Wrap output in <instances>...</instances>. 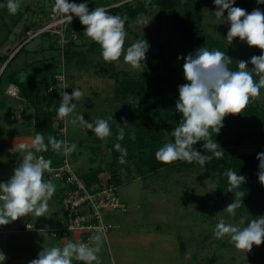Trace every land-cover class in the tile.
Here are the masks:
<instances>
[{"label":"rangeland","instance_id":"374dc122","mask_svg":"<svg viewBox=\"0 0 264 264\" xmlns=\"http://www.w3.org/2000/svg\"><path fill=\"white\" fill-rule=\"evenodd\" d=\"M52 1L20 0L21 6L15 15H10L6 7H0V59L6 58L0 64V72L4 64L22 46L21 51L5 68L0 78V88H3L6 84L5 77L12 72H16L20 78H29L30 74L33 75L36 86L42 91L43 86L47 85L49 75L61 72L59 49L55 42L56 35L43 33L31 40L21 41L26 37L24 35L26 31H34L47 22V12L53 7ZM81 1L86 2L89 0ZM126 1L132 2L133 0ZM254 1L255 6H244L239 1H235L233 6L245 9L247 13L257 8L264 12V4H258L257 0ZM6 2L7 0H0V5H5ZM197 3L202 15V31L223 42L234 62L249 61L251 57L261 54L259 49L249 48L246 43L239 41L238 38L234 39L231 45H228L224 39L229 30V25L216 20L212 15L216 10L214 0H197ZM144 7L148 13L143 16L150 23L144 27V25L136 22L137 19H132L129 21L130 30L160 43L164 48L167 60L172 65H182L184 63L183 57L190 53L187 51L186 42L172 26L180 11L177 10L179 12L167 14L155 7L147 5ZM226 16L227 11H225ZM70 32L73 31L65 33L66 37ZM83 32L79 39H76V50L84 55L91 41ZM125 42H132V38L128 34ZM50 46L52 48L49 49ZM124 48L127 49V47ZM153 55L154 50L149 48L143 62L145 68L152 67ZM178 57H181V59H178ZM78 65V68L66 66L63 70V91L71 95L72 90L78 89L83 93V96L77 102L75 114H82L88 122L96 119H106L112 112L123 108L110 98L115 83L107 74L109 68L117 74L124 73L127 77L139 81L143 80L142 74L143 69H145L143 67L140 69L131 68L124 62L123 56L117 62L106 63L101 55L96 53L85 54ZM99 67H101L100 70ZM249 68H251L250 64ZM182 84L177 83L176 87L179 88ZM8 85L0 95V100L5 104V107L0 109V183L7 182L12 176L14 168L21 162L23 153L12 151V149H16L20 143L29 146L31 144L26 139L30 137L31 133L32 110L27 108L23 102L12 99L5 94ZM256 99L264 107V93L261 92ZM72 103H76V101H72ZM67 119H71V117ZM59 120L55 119L52 124L53 128L55 129L60 123L64 125L66 128L65 141L69 145L73 143L77 145L76 151L67 158L80 179L82 175L87 173L88 169L96 168L100 169L99 177L97 176L98 184L109 181L114 173L121 177V181L117 186V193L120 200L125 204L127 213L119 214L118 211H114L117 213L109 211L103 216L104 222L109 220L114 223L113 220L116 217H127L129 213H137V215H140V219L138 222H134L133 227L128 230L168 231L178 235L179 239L181 238L184 241L188 239L189 235L191 239H195L193 233L195 232L194 246L198 258L208 257L213 252L218 261L217 264H264V246H253L250 252L244 254L235 249L234 245L229 242L228 237L220 240L214 238V228L220 219H224L226 223L238 224L243 215H238V218L235 219L224 211L227 205L232 202L231 199L222 198L215 204L213 183L209 178L208 171L188 166L181 168L179 172L167 168L163 171L160 169L156 174H151L145 180H138L135 175L130 176L133 181L128 180L123 170L111 168L108 164L109 150L101 146L95 152L92 151L91 147L94 148L95 145L89 141L91 140L87 134L89 129L80 123L73 125L71 123L66 124L65 119ZM15 135L20 136L24 141L21 142L20 138H15ZM256 149L264 150V140L256 145L239 147L236 152L250 153ZM61 156L62 154H58L56 157L58 161ZM51 166H54V163ZM53 184L56 186V191L49 200V211L45 217L38 218L30 214L6 226H0V251L6 256L3 264H29L31 260L37 258L38 253L43 248L56 246L46 232L47 229L55 226V213L59 209V184L56 182H53ZM179 207L185 212L188 211V216L192 219L187 221L188 218H182ZM169 210L172 214L179 213V215L173 218L174 216H171ZM25 224L32 225L38 231L30 233L22 231ZM113 228L116 231L124 229L122 226ZM65 238L69 239L70 235ZM106 262L107 257L104 264H107ZM209 263V259L205 263L196 262V264ZM99 264H102L101 261Z\"/></svg>","mask_w":264,"mask_h":264},{"label":"clouds","instance_id":"9594fccd","mask_svg":"<svg viewBox=\"0 0 264 264\" xmlns=\"http://www.w3.org/2000/svg\"><path fill=\"white\" fill-rule=\"evenodd\" d=\"M257 3L264 4V0H257ZM234 4L235 0H214L216 10L212 15L216 20L229 25L224 40L231 45L238 38L249 48L259 49L261 54L251 57L249 61L235 62V69L230 68L233 61L224 51L209 50L204 46L183 57L182 70L186 82L179 86L175 103V111L180 119L173 131L167 134L173 140L165 143L155 153V159L161 164L184 161L189 164L196 162L205 167L213 158H222L225 152L212 139V134L217 135L226 117L240 115L250 102L260 96L261 89H264V12L257 8L247 13L245 9L234 7ZM20 6V0H7L5 5H0L6 7L10 15H15ZM52 12L62 17L61 22L71 23L73 16L78 17L84 27V35L99 46L101 58L106 63L117 62L123 56L124 62L131 68H145L143 62L150 47L145 39L137 40L127 49L124 48L127 16L110 15L104 7H95L89 12L87 2L76 4L69 3L68 0H54ZM136 22L144 27L150 23L143 15H139ZM60 95L57 114L58 118L65 119L66 124L80 123L100 140H106L113 134L108 122L113 117L88 122L82 114H75L77 102L83 96L80 90H72L71 95L62 91ZM132 102L134 98L129 97L128 103ZM69 117L71 119H67ZM123 126H127V123ZM124 136V127H119L114 149L120 153V164L126 163L127 149L122 148L119 143ZM198 142H202V148L207 154L194 149ZM49 147L52 151L69 157L76 151L77 145H69L53 136H49L46 143L44 135L37 133L30 146L20 143L16 149H12L23 155L10 179L0 183V226H6L30 214L39 218L48 213L49 200L54 195L56 186L51 180H45L44 174L52 171V161L38 154L48 151ZM256 159L259 162L258 182L264 187V153L257 154ZM224 175L228 180L227 192L233 193V200L224 211L235 216L246 195L241 187L246 183V177L238 175L232 169L226 170ZM244 223L243 219L238 224L226 223L224 219H220L214 228V238L220 240L228 237L236 250L244 254L250 252L253 246L259 247L264 243V216L252 218L246 226L241 227ZM103 239V233H98L90 238L93 242L91 245L69 240L62 247H45L29 264H73L74 261L80 264H99ZM5 260V254L0 251V264Z\"/></svg>","mask_w":264,"mask_h":264},{"label":"trees","instance_id":"16d2710c","mask_svg":"<svg viewBox=\"0 0 264 264\" xmlns=\"http://www.w3.org/2000/svg\"><path fill=\"white\" fill-rule=\"evenodd\" d=\"M235 1H239L244 6L256 5L254 0ZM86 2L89 10L95 7H104L108 9L110 15L128 17L125 22V31L131 36L132 42H125L124 47L131 46L137 40L145 39L150 45L149 48L154 50L153 65L143 69L142 81L127 77L124 73L117 74L111 68L108 69L107 74L115 83L110 98L123 108L112 112L106 118L113 117V119L108 120L113 134L106 140H100L90 130L87 131L91 139L89 140L90 143L95 145L94 148L91 147L92 151L95 152L96 149L104 146L109 150L108 164L110 167L123 170V173L128 178L135 175L147 179V177H150L151 174H156L160 169L167 168H172L175 172H179L181 168H186L187 166L206 170L209 172V178L213 183L215 204L222 198L233 200V193L227 192L228 180L224 175L226 170L232 169L237 171L238 175L246 177V183L241 186L246 195L242 200V206L236 210V215L233 218L237 219L238 215H243L242 219L245 222L242 225L243 227L252 218L264 216V187L258 182L257 171L259 162L256 159L257 154L264 153V150L256 149L250 153L236 152L239 147L256 145L264 140V107L259 104L257 99L250 102L240 115L226 117L220 132L217 135L212 134V139L225 152L222 158H213L205 167H201L196 162L189 164L184 161H176L172 164L164 165L155 159L156 151L165 143L173 140L167 134L173 131L180 119V115L175 111V103L178 99L176 84H184L186 82L183 78V64L172 65L165 56L163 46L151 38L131 31L129 21L137 19L139 15L147 14L145 5L158 8L167 14L180 11L179 15L177 14L175 17L172 26L186 42L188 53H194L195 50L204 46L209 50L224 51L231 57L223 42L202 31V15L197 0H133L132 2L126 0H89ZM68 31L75 33V40H71L63 46V70H65L66 66L78 68V64L81 63L85 54H100V48L94 42L89 43L87 52L84 55L76 50V39H79L84 31V27L78 18L68 24L66 32ZM48 48L50 49L52 46ZM21 49L22 46L4 64L0 72V78L5 68L9 66ZM5 59L1 58L0 64ZM231 59L233 64L230 65V68L235 69L236 64L232 57ZM100 69L101 67H99ZM55 74L49 75L47 85L43 86L42 91L36 86L33 75L30 74L29 78H20L16 72L8 74L5 77L6 84L3 88H0V95H2L6 85L12 84L16 87L17 100L23 102L27 108L32 110L30 133L32 139L35 134L42 133L46 143L49 136L61 140V137L57 134V128H61V123L55 129L52 125L55 119L58 118L57 110L61 100L59 96L61 91L55 88L49 93L46 92V89L54 84L53 76ZM261 92L264 93V89H261ZM129 97H133L134 102L129 104ZM4 107V102L0 100V109ZM125 122L127 126H123ZM119 127H124L125 129L124 139L119 141L121 147L127 149L125 164L118 162L120 153L114 149V145L117 143L116 133ZM194 149L200 151L201 154H207L202 148V142L194 145ZM38 155L43 156L46 160L50 159L52 164L58 163L56 158L58 153L52 151L50 147L48 151ZM99 173V168L88 169L87 173L82 175L81 180L86 187L97 185ZM108 182L117 188L120 176L114 173ZM60 213L61 209L59 206L55 213L56 223ZM260 246H264V243ZM209 260L213 264L216 258L211 257Z\"/></svg>","mask_w":264,"mask_h":264},{"label":"built area","instance_id":"2783aa9c","mask_svg":"<svg viewBox=\"0 0 264 264\" xmlns=\"http://www.w3.org/2000/svg\"><path fill=\"white\" fill-rule=\"evenodd\" d=\"M69 3L79 4L81 0H68ZM54 0L52 1V6ZM93 9L89 10L91 12ZM78 17L73 16L72 21ZM47 22L34 31H26V36L22 42L31 40L37 35L48 33L56 35V44L59 49V65L61 72L56 73L53 78L54 84L46 89L49 93L52 89L63 91V46L75 39L73 32H70L66 37L68 22H61L62 17L54 15L52 8L47 12ZM71 21V22H72ZM60 92V93H61ZM5 94L13 99H18L17 89L10 84L6 88ZM61 97V95L59 94ZM59 120V118H57ZM59 121H62L60 119ZM57 134L61 140L65 141L66 128L64 125L57 128ZM51 172H45L44 178L59 184V206L61 213L54 227L47 229L49 237L64 238L67 235L74 234L75 238L70 239L73 242H84L92 244L90 238L98 233L105 235L111 228L110 223L104 222L103 214L106 211H124L125 204L120 200L115 185L108 181H103L100 184L86 187L79 176L74 172L67 157L62 155L57 164H54ZM24 232H37L38 230L29 224L23 226ZM68 240V241H69Z\"/></svg>","mask_w":264,"mask_h":264},{"label":"crops","instance_id":"0c3cea01","mask_svg":"<svg viewBox=\"0 0 264 264\" xmlns=\"http://www.w3.org/2000/svg\"><path fill=\"white\" fill-rule=\"evenodd\" d=\"M15 138H20L22 142L24 139H21L20 136H14ZM32 137L26 139V141L31 143ZM99 177V175H98ZM138 180H145L144 178L135 176ZM148 178V177H147ZM121 179V177H120ZM128 180L133 181V178H128ZM121 181V180H120ZM119 197V195H118ZM120 198V197H119ZM122 201V200H121ZM123 202V201H122ZM180 216L182 218H188L187 221L191 220L188 216V211L185 212L180 207L178 208ZM147 212V210H146ZM151 212V210H149ZM148 212V213H149ZM109 213L106 211L104 214ZM117 213V212H114ZM118 213L123 214L127 213L126 209L124 211H118ZM171 216L176 218L169 210ZM103 214V216H104ZM140 215L137 213H129L126 216L116 217L113 221L106 220L107 223L112 225V228L104 235L102 241V250L99 253V262L102 264L105 263V258L107 257V264H191L196 262L205 263L207 259L214 257V253H210L208 257L198 258L196 255L197 250L195 249V239L196 233H194L195 239H191L190 235L186 241L179 239L178 235L173 234L168 231L153 232L148 230H128L133 227L134 222H138ZM122 226V228L127 230H114L115 226ZM183 228V227H182ZM191 232V231H190ZM193 236V237H194ZM201 237V236H200ZM205 237V235H204ZM75 235L71 234L70 239H74ZM68 238H58L52 239L56 246H63L68 242ZM93 243V242H92ZM191 244V246H190ZM193 245V246H192ZM103 258V259H102ZM190 260V263H189ZM109 261V263H108ZM75 264L80 262L74 261ZM217 259L213 264H217ZM211 260H210V263Z\"/></svg>","mask_w":264,"mask_h":264}]
</instances>
